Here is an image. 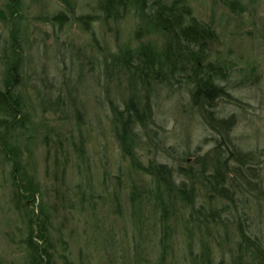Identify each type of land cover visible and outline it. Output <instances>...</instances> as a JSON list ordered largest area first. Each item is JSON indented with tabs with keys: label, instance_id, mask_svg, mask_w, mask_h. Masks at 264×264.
Listing matches in <instances>:
<instances>
[{
	"label": "trees",
	"instance_id": "16d2710c",
	"mask_svg": "<svg viewBox=\"0 0 264 264\" xmlns=\"http://www.w3.org/2000/svg\"><path fill=\"white\" fill-rule=\"evenodd\" d=\"M65 1V11L45 15L42 20L62 25L71 19L68 14L72 16L74 6ZM34 2L40 6V0ZM221 2L232 13L242 12L238 0ZM4 3L0 20L7 23L8 33L0 56V181L8 188L7 211L11 214L4 222L14 230L10 235L20 251L19 264H82L71 254L70 237L63 231L69 221L90 229L89 234L85 232L86 252L95 249L102 253L105 264H116V230L108 219L100 220L99 211L93 210L96 203H105L111 216L123 217L124 207L129 210L126 219L134 239L131 247L127 240L125 253L120 255L123 264H264V242L250 230L248 209L230 210L238 202L250 206L262 203L264 180L260 153L238 148L230 138L234 117L221 118L214 111L218 100L229 97L219 83L226 80L232 66L229 60L210 53L218 43L214 26L199 21L188 0H97L92 9L96 14L74 16L101 54L97 65L103 77L116 83L117 89L127 83L129 90L127 100L109 102L111 132L127 178L120 180L123 172L112 177L103 173L104 196L95 194L87 178L90 173L83 167L88 138L82 112L70 98L69 89L66 99L61 86L54 98L49 93L40 101L41 115L46 111L59 113L61 123L72 125L69 135L61 136L46 120L32 121L31 108L26 105L31 98L26 89L27 74L22 76L25 62L21 53L28 33L18 28L24 19L21 0ZM130 13L136 19L131 39L119 41L117 50L102 58L103 50L91 25H116ZM142 39L148 41L137 45ZM173 85L186 88L192 107L216 134L215 144L191 161L181 157L185 165L176 168L151 158L142 164L137 152L147 143L142 142L137 129L152 122L150 95L155 87ZM35 134L46 148V164L53 157L45 172L55 187L49 185L46 191L31 164L30 143ZM67 169L84 181L73 190L64 179ZM112 179L113 195L107 188ZM42 195L47 202L41 201ZM121 197L125 198L124 206ZM149 232H153L152 239ZM99 258L84 261L99 264ZM0 264H4L2 258Z\"/></svg>",
	"mask_w": 264,
	"mask_h": 264
},
{
	"label": "rangeland",
	"instance_id": "374dc122",
	"mask_svg": "<svg viewBox=\"0 0 264 264\" xmlns=\"http://www.w3.org/2000/svg\"><path fill=\"white\" fill-rule=\"evenodd\" d=\"M188 1L197 19L211 23L218 34V43H214L211 47V55L213 57L219 55L221 59L229 60L232 65L226 80L219 83L226 89L229 97L218 100L214 111L221 118L234 117L230 138L238 148L260 153L261 177L264 180V0H238L242 8L241 13H232L222 5L221 0ZM4 2L5 0H0V9H4ZM64 2L66 1L40 0V6L37 7L34 0H21L20 8L24 19L21 20L18 28L28 33V41L23 44L21 53L25 62L22 76L27 74L26 89L31 97L26 105L31 108L34 123L46 120L55 132L67 136L73 130L72 125L61 123L59 113L52 114L46 111L44 116L41 115L43 109L40 101L41 98H48L49 93H52L54 98L58 94L57 88L61 86L62 97L66 99L69 89L72 95L70 98L74 99L84 118L83 129L88 142L84 144L86 161L83 167L90 173L87 175L90 179L89 185L96 189L95 194L101 193L106 196L107 193L101 185L102 174L111 177L119 175L125 167L119 161V146L111 132L112 113L109 102L127 100L129 90L127 83L117 89L116 83H110L103 77L97 65L101 60V54L97 48H93L92 40L75 21L74 16L79 14H96L92 9L95 8L97 0H69L71 6H74V11L72 16L68 14L71 19L67 18V22L62 25L50 23L44 18L42 20L45 15L50 17L65 11ZM135 23L136 19L130 13L116 25L110 22L105 26L98 22L91 25L95 31L94 36L97 37L98 44L103 50L102 58L108 51L115 52L119 41L127 42L131 39L130 35L136 27ZM6 24L0 20V56L7 44ZM147 41L148 39H142L136 43L138 45ZM131 44L134 45L135 42ZM1 68L0 64V85H2ZM172 88L155 87L150 95L152 122L148 123L146 128L137 129L140 139H143L142 142L147 143L137 152L142 164L151 158L176 168L185 165L181 157L191 161L197 154L208 152L215 144L213 139L216 134L201 119L196 108L192 107L186 88L177 85H173ZM37 92L41 97L38 98ZM34 137L30 143L33 153L31 164L40 180L42 190H48L49 185L53 189L55 186L52 177L50 174L47 176L45 172L53 157L51 155L46 164L47 152L42 138L36 134ZM120 176L122 177L120 180L126 177L124 172L120 173ZM64 179L68 180V187L72 190L77 184L84 182L69 169L65 171ZM2 183L0 181V258L4 260V264H19L20 251L10 235L14 230L10 224L4 222L11 211L10 214L7 211L10 207L8 188ZM107 185L108 193L113 195L111 193L115 190L113 179ZM110 198L113 199L112 196ZM121 198L124 206L125 198ZM41 201H46L44 195ZM261 202L252 206L238 202L237 206H232L230 210L236 209L242 212L248 209L250 218L247 223L250 230L258 234L264 242V200ZM94 205L93 210L99 211L100 220L108 219L116 230L115 240L118 241L116 264H123L120 255L125 253L123 249L128 245V241L131 247L134 239L126 219L129 210L124 207L123 217L110 214L109 216L105 203ZM75 217L74 215L73 218ZM55 222L58 225L56 220ZM108 225L109 223L104 226L106 232ZM65 228L66 230L63 231L70 237V251L75 260L85 264L84 260L88 257L95 261L99 256L98 263L105 264V260L101 259L102 253H98L95 249L90 253L84 249L86 247L84 240L87 239L86 234H89L90 229L84 230L76 221L67 222ZM93 229L96 231L95 228ZM152 233L149 232L150 238ZM135 236L137 237V233ZM129 256L131 259V254Z\"/></svg>",
	"mask_w": 264,
	"mask_h": 264
}]
</instances>
